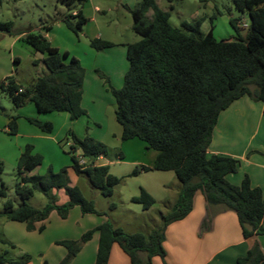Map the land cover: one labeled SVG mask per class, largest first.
Instances as JSON below:
<instances>
[{
  "label": "trees",
  "instance_id": "trees-1",
  "mask_svg": "<svg viewBox=\"0 0 264 264\" xmlns=\"http://www.w3.org/2000/svg\"><path fill=\"white\" fill-rule=\"evenodd\" d=\"M63 1L73 5L86 0ZM233 3L239 11L249 14L250 25L243 35L241 18L231 17L236 35L222 39L215 37L213 28L204 37L198 36L202 18L194 23L173 25L170 12L161 8L157 0H139L138 7L132 10L133 29L141 39L127 44L129 67L123 86L113 89L116 119L122 125L123 140L140 138L158 154L152 165H137L130 175L153 169L174 170L182 186L171 211L162 214V224L149 234L127 233L123 227L106 220L86 231L81 240L58 241L68 249L61 264L71 261L95 231L100 238L93 264H108L114 243L130 256L131 264H152L154 256L165 259L166 229L192 211L198 191L204 194L208 206L200 234L211 229L210 209L218 206L236 212L245 238L264 236L263 189L254 186L249 176L240 184L232 183L228 175L238 170L239 159L208 152L218 117L224 109L244 95L264 102V0H233ZM150 10L153 11L151 18L147 15ZM72 15L77 19L76 29L81 30L88 18L82 9ZM65 21L73 26L70 15ZM13 28L12 21L0 22V31L11 33ZM24 39L46 55L49 73L27 85L9 76L0 82V93H8L16 107L32 101L40 113L68 112L72 119L82 116L86 70L80 59L68 51L61 52L41 32L30 30ZM91 45L103 50L114 43L98 37L91 40ZM29 120L46 133L53 131L51 121L33 117ZM8 128L11 133L18 132L17 116L10 117ZM70 135L74 142L71 154L76 173L85 175L104 196H112L125 176L114 175L108 165L94 162L98 156L108 153V146L90 135L81 138L72 130ZM76 152L85 158V163L80 162ZM42 162L43 156L34 151L33 144H27L18 159L16 183V192L23 201L15 205L3 185L0 197L5 201L0 217L25 222L27 229L33 230L35 223L47 219L54 209L63 218L75 205H80L83 213L98 212L95 201L88 199L78 184L69 183L67 169L57 172L50 168L45 175L31 174ZM62 188L69 200L58 204L53 190ZM36 190L49 198L44 207H35L26 201ZM132 200L145 209L156 203L154 195L145 188ZM3 243L14 247L7 241ZM8 252V249L0 251V264L13 263L6 256ZM141 252L146 253L145 258L140 256ZM23 256L25 259L18 264L29 261V254ZM238 263L264 264L261 242L256 240Z\"/></svg>",
  "mask_w": 264,
  "mask_h": 264
},
{
  "label": "rangeland",
  "instance_id": "rangeland-1",
  "mask_svg": "<svg viewBox=\"0 0 264 264\" xmlns=\"http://www.w3.org/2000/svg\"><path fill=\"white\" fill-rule=\"evenodd\" d=\"M119 1L87 0L84 5L86 6L85 14L89 17V20L83 24L81 30H77V19L72 13L74 10L82 9L83 4L72 5L67 4L63 0H0V22L12 21L14 24L11 33L0 31V82L5 81L9 76H13L22 84L27 85L39 76L49 73V69L45 64L46 55L35 50L24 39L25 35L21 38V34L24 31L50 32L52 37L56 38L55 43L60 47V51H68L71 56H80L85 68L91 67L92 56H95L94 54L97 52V49L91 45V40L98 33L103 35V39L114 40L117 43L139 41L141 36L130 28L132 15L126 7L120 6ZM137 1L139 5V0ZM157 2L161 8L170 12V21L173 25L181 26L183 22L194 23L202 18L203 21L198 33L199 37H204L213 28L216 38H233L236 31L230 23L231 17L241 18L240 32L243 35L247 33L250 25L249 14L239 11L235 7L233 0H157ZM96 6H99L101 10H96ZM149 12L153 14L152 10ZM68 15H70L73 26H69L65 21ZM91 17H94L95 20ZM244 23H247V27L243 25ZM106 52H117V56H121L126 69H128L129 61L124 44H120L115 49H109ZM101 54H104V51ZM15 56L19 57L16 62L14 60ZM96 74L103 86V91L101 92L103 93L104 102L107 106H111L113 103L116 109L117 104L113 89H120L123 86L124 76L118 78L99 69ZM31 106L34 108L33 112H35V105L31 101L22 107H16L8 93L3 91L0 93V189L5 185L7 195L14 201L15 205L23 201L22 197L16 192V183L18 181V159L25 145L33 144L35 151L43 156V162L34 170V174L45 175L50 168L57 172L62 169L69 170L73 163L71 151L74 143L70 130L77 134L75 130L79 127L78 123L73 125V121H70L68 128L64 130L66 120L62 116L66 114L65 112L37 113V116L38 114L40 116V120L51 121L54 125L51 133H44L29 120V118L34 117L32 116L34 114H32ZM11 116H17L18 134L11 133L8 128ZM85 126L86 132L90 133L88 135H91L95 130L101 132L105 130L107 135H109L106 140L108 141V144H106L108 146L107 156L115 159L119 155L120 143L113 138L112 132L114 128L112 126L106 123L99 126L92 122L90 123L89 119L86 118ZM132 152L134 150L128 152V155H131ZM138 153L141 154L140 151ZM75 154L79 156V152ZM130 167L118 165L122 172L128 171ZM151 174L157 173H148L140 177L125 176L122 183L116 187L112 196H104L98 188L90 183L85 175H81L77 183L83 190L84 195L88 199L95 201L98 212L92 215L94 218H100L105 215L109 217L107 220L110 219L112 223L123 225L127 233L143 232L149 234L162 224V214L171 211L182 186L181 181L177 178L173 179V181L170 179V188L165 191L158 190L155 187L156 203L145 209L141 203L130 201L129 197L132 195V191L140 193L137 190V183H145L143 176H150ZM161 179L168 180L169 177L161 176L159 180ZM71 181H74L72 176ZM150 181H153V179ZM176 182L177 186H175ZM176 187L179 191L178 193L176 192ZM166 194L169 195V198H167ZM172 197L175 198L173 202L171 200ZM4 201L5 198L0 197V212L3 210ZM26 201L35 207L41 208L49 202V198L43 192L36 190ZM111 204H115V207H112ZM77 208L81 214H85L80 205ZM7 220L5 217H0V251L8 249L7 258L12 260L13 263L11 264H18L25 259L23 256L25 251H23L22 246L18 242L23 240L22 235L26 231H24L23 225H18L21 226V229L6 227ZM12 222L14 224H22V222L19 223L18 221ZM77 222L82 223L78 216L72 215L67 221L66 229L57 232L65 235V237H72L74 235L73 228ZM48 232L50 231L45 233L46 236ZM81 238L82 236L73 240H81ZM48 239L50 237H45L46 241ZM4 241L14 244V247L3 243ZM56 246L61 251L66 249L63 245L58 244ZM58 247L52 248L50 258L52 260L49 259L50 264H61L67 255L66 252L64 258L56 262L57 260H54L53 256L56 255L54 249L56 248L57 250ZM27 254L30 256L29 260H33L35 264L40 263L39 253L27 252ZM140 256L145 258L146 253L141 252ZM69 263L70 261L66 264Z\"/></svg>",
  "mask_w": 264,
  "mask_h": 264
},
{
  "label": "crops",
  "instance_id": "crops-1",
  "mask_svg": "<svg viewBox=\"0 0 264 264\" xmlns=\"http://www.w3.org/2000/svg\"><path fill=\"white\" fill-rule=\"evenodd\" d=\"M119 2L120 6L122 5L126 7L131 15L132 10L138 5L137 0H120ZM84 3L82 6V12L89 20V17L85 14L86 6ZM96 10L101 9L99 6H96ZM76 12L77 10L73 11V13ZM147 15L149 18H151V15L153 14L148 12ZM91 18L95 20L94 17ZM130 28L134 31L133 16L132 23H130ZM27 32L28 31H24L21 34V38H23ZM41 33L46 36L54 46L60 48L55 43L56 38L52 37L50 32ZM102 36L103 35L101 33H98L95 38H102ZM109 41H112L114 45L103 50H97L96 54H94L95 56H92L93 59L91 67L85 68L86 72L82 94V107L84 108L85 113L79 118L72 120L70 113L65 112L66 114H63L62 116L66 120V123L64 124V130L68 128L70 121H73V125H76V123L79 124V127L75 130L77 133L76 135L81 138L85 137L86 135L90 134L86 132L85 129V118L89 119L90 123L92 122L99 126H101L103 123L112 126L114 128L112 132L114 136L113 138L120 143L119 155H117L115 159L110 158L107 156V154L100 155L95 159L94 162L96 165H108L110 172L114 175L131 176L130 173L137 165H152L158 154V151L153 148H148L146 143L140 138L123 140L122 125L116 119L115 106L113 103L111 106H107L102 98L103 93L101 91H103V86L100 78L96 74V71L98 69L106 71L109 74L117 76L118 78L125 76L127 71L121 56H117V52L106 51L109 49H115V47L120 44H124L127 55L128 43H117L114 40ZM103 51L104 54H101ZM76 57L80 59L81 63L83 62L80 56ZM14 60L15 62L18 61L19 57L15 56ZM31 107L32 114H34L32 115L34 116L33 118L39 119V114H44L38 111L36 105L34 110L35 112H33V106ZM37 113H39L38 116ZM90 136L104 142L105 144H108V141L106 140L108 138L107 136L109 135H107L105 130H102V132L95 130ZM132 150H134V152H132L131 155H128V152H131ZM137 151H140L142 155ZM208 152L230 155L239 159L240 162L238 170L236 172L230 173L228 175V179L234 184H240L246 176H249L252 184L254 186L261 187L264 191V102L262 100H254L249 95H244L224 109L218 117ZM118 165H126V167H131L128 169V171H123V173L122 169L118 168ZM36 169L37 168L34 170ZM34 170L31 172V174H34ZM155 172L157 174L143 176V181H145V183H137V190L140 191L141 188H145L155 197V187H157L158 190L165 191L170 188V179L173 181V179L178 178L174 170L156 169L142 171L137 175H133L132 177H140L141 175ZM67 176L71 185L78 184L77 180L80 179L81 175L76 173L73 168V163L71 168L67 170ZM71 176L74 177V181H71ZM161 176L169 177V179L159 180ZM151 179H153V181H150ZM175 186H177V182L175 183ZM176 190L178 193L179 191L177 187ZM134 192L135 191H132V195L129 197V200L132 202H134L132 197L138 194ZM53 193L57 197L58 204H64L68 202L69 196L63 188L54 189ZM166 195L168 196L167 198H169V195ZM155 198H157V196ZM171 200L173 202L175 198L172 197ZM78 206L79 205L73 206L65 218L61 217L56 209L52 210L47 219L35 223L36 227L33 230H28L27 225L24 224L25 222H22V224H14V222H12L13 220L9 219L7 220L5 226L9 227L10 229H21V226L18 225H23L22 227H24V231L26 232H24L22 235L23 240L18 242V244L22 246V249L25 251V253H39V264H50L49 262L52 260L50 259L52 248L58 247L56 246L58 244L62 245L58 243V241L64 239H78L84 234V232L94 229L96 226L109 218L105 215L101 216L100 218H94L92 216L94 213L81 214V212L77 210ZM207 212L208 206L205 196L201 191H198L194 197L192 211L185 218L170 223L166 229V239L164 241V246L167 254L165 259L160 256H154L152 264H239L238 259L248 253V250L256 242V240L260 241L264 248V236L255 235L253 237L245 238L243 236L242 228L236 212L232 210H223L218 206H213L210 209L212 214L211 229L200 234L201 224L206 217ZM72 215L78 216V219L81 220L82 223L77 222L76 226L74 225V235H72V237H65V235H61L59 232L66 229L67 221L72 217ZM113 224L123 227V225H117V223ZM41 226H43V229H40ZM47 231L50 232H48L46 236L45 233ZM45 237H50V239L46 241ZM99 238V232L95 231L92 235V238L84 243L81 250L70 261L69 264H93L97 256ZM54 252L56 255H54ZM54 252L53 258L54 260H57L56 262H58V260H62L64 258L66 252H68V249L66 248L65 250L61 251L58 247L57 250L56 248L54 249ZM23 264H35V262L33 260H29ZM108 264H131V259L118 243H114L111 249Z\"/></svg>",
  "mask_w": 264,
  "mask_h": 264
},
{
  "label": "built area",
  "instance_id": "built-area-1",
  "mask_svg": "<svg viewBox=\"0 0 264 264\" xmlns=\"http://www.w3.org/2000/svg\"><path fill=\"white\" fill-rule=\"evenodd\" d=\"M243 25L247 27V23H244ZM78 157H79L81 163L86 162L85 158H83L82 156L79 155Z\"/></svg>",
  "mask_w": 264,
  "mask_h": 264
}]
</instances>
